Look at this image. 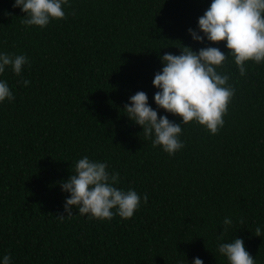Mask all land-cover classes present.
<instances>
[{
  "label": "trees",
  "instance_id": "obj_1",
  "mask_svg": "<svg viewBox=\"0 0 264 264\" xmlns=\"http://www.w3.org/2000/svg\"><path fill=\"white\" fill-rule=\"evenodd\" d=\"M211 2L68 0L65 19L40 28L22 24L15 0H0V54L28 59L19 76L10 66L0 74L15 97L0 103V264L6 255L10 264H228L218 247L236 238L264 264V62H246L244 76L231 55L216 68L235 92L215 135L154 101L165 53L229 54L189 34L203 36ZM139 91L158 119L182 125L175 154L153 147L123 111ZM84 156L137 192L133 217L99 221L75 207L66 216L60 185Z\"/></svg>",
  "mask_w": 264,
  "mask_h": 264
},
{
  "label": "clouds",
  "instance_id": "obj_2",
  "mask_svg": "<svg viewBox=\"0 0 264 264\" xmlns=\"http://www.w3.org/2000/svg\"><path fill=\"white\" fill-rule=\"evenodd\" d=\"M64 5H68V0H15L13 7L21 8L26 14L22 24L44 28L52 20L65 19ZM198 28L203 36L188 30L195 42L203 43L206 38L211 44L226 43L229 54L226 56L218 47L201 48L197 53L184 46L180 48V55L165 53L162 71L155 74L153 80V86L159 90L154 101L158 108L180 117L182 125L195 121L215 135L223 127V117L235 92L228 85L229 76L219 74L216 68L231 55L240 75L244 76L246 62H264V0H212L198 20ZM27 63L24 55L0 54V74L10 66L19 76ZM23 83L27 87L30 82ZM14 99L7 82L0 81V103ZM123 111L143 129L145 139L154 135L153 147L159 146L169 155L184 147L179 139L182 125L169 121L166 116L158 119L145 92L131 96ZM107 168L106 162L90 160L87 156L75 163L74 172L60 185L62 191L70 194L64 205L67 217L72 216L74 207L79 214H90V218L99 221L111 220L114 215L125 220L133 217L140 207L141 197L136 191L115 187L120 180L119 173H109ZM143 199L146 204L147 195ZM66 216L60 214L57 218L63 220ZM231 223L225 218V226ZM225 230L219 238H223ZM260 235L261 228L257 227L255 236ZM218 251L227 258L228 264H255L242 239L221 243ZM10 261V256L3 257V264ZM193 264L204 262L195 258Z\"/></svg>",
  "mask_w": 264,
  "mask_h": 264
}]
</instances>
